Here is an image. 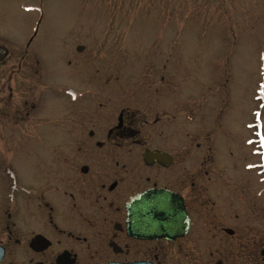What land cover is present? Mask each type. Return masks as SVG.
Instances as JSON below:
<instances>
[{
  "label": "flooded vegetation",
  "instance_id": "1",
  "mask_svg": "<svg viewBox=\"0 0 264 264\" xmlns=\"http://www.w3.org/2000/svg\"><path fill=\"white\" fill-rule=\"evenodd\" d=\"M37 23L21 43L19 68L5 75L11 51L0 62V264H264L259 112L240 138L210 130L202 150L175 158L163 110H116L100 101L99 87L74 84L84 67L99 68L80 44L62 46L49 63L52 44ZM148 151L159 156L148 160ZM149 188L183 197L184 235L130 233L127 203Z\"/></svg>",
  "mask_w": 264,
  "mask_h": 264
},
{
  "label": "rangeland",
  "instance_id": "2",
  "mask_svg": "<svg viewBox=\"0 0 264 264\" xmlns=\"http://www.w3.org/2000/svg\"><path fill=\"white\" fill-rule=\"evenodd\" d=\"M40 5V37L52 44L46 60L63 52L62 46L68 51L85 45L83 56L99 71L84 67L74 84L99 87L103 102L111 92L116 110L159 107L165 112L163 138L175 136V152L188 150L193 128H214L205 109L223 99L226 124L219 122L233 137L240 138L242 124L251 122L256 92L261 103L254 112L264 125V0H0V45L11 50L6 76L19 68L21 43L30 36ZM66 76L52 78L63 83ZM11 77L22 79L19 73ZM155 88L157 94L146 92ZM209 90L217 94L209 97ZM52 102L60 113L62 103Z\"/></svg>",
  "mask_w": 264,
  "mask_h": 264
},
{
  "label": "water",
  "instance_id": "3",
  "mask_svg": "<svg viewBox=\"0 0 264 264\" xmlns=\"http://www.w3.org/2000/svg\"><path fill=\"white\" fill-rule=\"evenodd\" d=\"M5 52L0 48V58ZM128 213L130 229L136 235L179 234L188 225L181 197L165 189H150L134 196L128 204Z\"/></svg>",
  "mask_w": 264,
  "mask_h": 264
}]
</instances>
